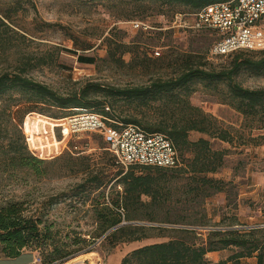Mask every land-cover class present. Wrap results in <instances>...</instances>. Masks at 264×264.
<instances>
[{
  "label": "trees",
  "instance_id": "1",
  "mask_svg": "<svg viewBox=\"0 0 264 264\" xmlns=\"http://www.w3.org/2000/svg\"><path fill=\"white\" fill-rule=\"evenodd\" d=\"M115 1L121 7V18L128 20L129 25L132 21H138L149 27L147 29L140 27L134 31L156 38L155 45L145 43L142 45V49L144 51L150 49L151 54L153 49L162 51L165 48L160 42V37L169 33L168 26L176 15L189 16L208 4L230 0ZM147 5L156 6L161 11L172 10L174 15L168 25L152 26L143 18H137V14L141 15L142 9ZM9 20L7 15H0L1 55L14 46L12 37L17 35L10 27ZM163 28L165 30H162ZM181 31L209 36L212 38L211 45L219 38L213 31ZM106 41L107 61L113 64L122 63V55L131 51L129 45L120 41ZM151 57L155 58L153 65L156 66L165 63L163 61L171 56L161 57L160 54L154 57L151 54ZM222 57H232V61L227 67L215 70L205 69L200 55H180L170 62L177 67V74L173 77L156 78L147 85L123 88L94 83L68 94H60L28 75L30 69L46 65L48 61L52 63L54 58H57V53L56 56L47 54L36 58L25 56L12 69L0 71L2 173L27 170L40 177L46 174L47 161L72 154V151L77 149L76 145L70 142L68 149L53 158L41 159L33 156L28 150L23 133L26 115L34 113L26 122L28 132L40 130L47 133L50 132V128L46 131L45 127L52 125V122L48 120L45 123H38L35 120L37 117L46 119L47 116L56 120L83 111L98 110L102 113L105 107L103 103L90 98V95L99 96L102 93L104 99L136 101L142 106L168 105L171 109L163 112L154 123L141 124L131 118H122L121 122L137 124L148 132L166 135L176 148L181 163L176 168L130 166L129 170H118L113 186L119 187L120 191L113 187L111 195L105 197L100 191L92 203L95 227L85 234L89 240L81 236L72 237L68 243L63 242L61 236L56 239L55 233H52V223L42 221L44 213L27 210L21 201L0 197V257L14 258L24 250L35 253L38 250L42 256V264H53L80 250V247H77L72 251H66L65 247L68 245L78 246L84 242L91 245L100 239L99 243L104 242L111 248L126 243L137 244V247L121 257L119 264H240L241 259L251 257L255 258V264H264V227L236 229L233 227L238 224L232 220L224 225L226 227L224 230L215 229L201 233L196 227L206 226L204 215L197 217V213L190 212L188 207L195 199L202 202L216 194L227 192L226 186L229 183L209 176L222 168L225 156L223 151L211 148L210 140L228 144L234 140L231 130L223 128L214 117L202 112L200 108L190 105L188 102V96L191 94L190 84L200 82L212 86L221 95L217 99L218 103L227 105L245 119H251L259 124L260 129H264V88H244L235 81L236 75L242 70L254 75L264 74V50H239L215 58ZM76 61L93 64L95 59L92 56L77 55ZM142 62L144 61L141 59L140 64ZM219 85H222L223 89H219ZM180 91L187 93L182 96L179 94ZM177 108L179 111H174ZM13 119L16 120L12 123ZM192 132L203 134L208 139L190 141L188 136ZM92 135L103 144L107 152L104 155L109 154L115 163L102 140L97 135ZM236 138L242 139L241 135H237ZM258 140H264V135L243 142H256L258 145ZM43 144L37 147L41 153H54L53 147H50V144L54 143L48 139L46 142L43 141ZM133 168L139 170L135 172ZM167 172H170V175H165ZM179 178H184L180 185L179 181H174ZM88 182L89 188L93 187L95 190L104 186L96 175H92ZM77 188L79 192H84L88 187L80 184ZM121 223L125 224L120 225ZM144 240L155 241L140 246L139 242ZM226 250L233 252L223 260L213 262L206 258L208 253Z\"/></svg>",
  "mask_w": 264,
  "mask_h": 264
},
{
  "label": "rangeland",
  "instance_id": "2",
  "mask_svg": "<svg viewBox=\"0 0 264 264\" xmlns=\"http://www.w3.org/2000/svg\"><path fill=\"white\" fill-rule=\"evenodd\" d=\"M120 8L115 0H0V15L9 17V25L17 33L12 37L14 46L0 54V71L12 69L25 56L36 58L47 54L56 56L57 53V58H54L52 63L48 61L46 65L36 66L28 71V75L60 94H68L94 83L123 88L147 85L156 78L173 77L177 74V67L170 62L180 55L202 56L201 63L205 64V69L218 70L227 67L232 61V57L209 56L208 50L212 41L209 36L183 33L177 27L171 28V23L168 26L169 33L160 37V42L165 48L159 51L161 57H171L163 61L165 63L154 66L155 58L151 57V50L144 51L142 45H155L156 38L134 31L128 20L121 18ZM137 15V18H143L149 25L164 27L168 25L174 13L172 10L161 11L156 6L147 5L142 9L141 15ZM189 21L188 17L186 23ZM106 40L129 45L131 51L122 55V63L113 64L107 61ZM77 55L92 56L95 62L79 63L76 61ZM141 59L144 61L142 64ZM235 81L244 88H264V74L254 75L242 70L236 75ZM219 89H223V86L219 85ZM190 90V105L214 117L223 128L231 130L234 136L231 144L210 140L211 148L223 151L225 156L222 168L209 176L229 185L226 186V193L216 194L202 202L195 199L188 204L189 211L197 213V217L204 215L206 226L196 227V230L201 233L215 229L224 230V225L232 220L238 224L233 227L236 229L264 227V140H258V145L256 142H243L264 135V129H260L259 124L245 119L227 105L218 103L217 99L221 95L212 86L196 82L190 84ZM186 93L187 91L179 92L182 96ZM95 96L90 95V98L108 106L119 121L122 118H131L141 124L154 123L163 112L171 109L165 104L142 106L136 101L104 99L103 93L94 98ZM174 111H179V108ZM95 112L99 113L98 110ZM45 118L47 120L39 117L35 120L38 123L50 121L47 116ZM23 123L26 124V119ZM49 128L50 126H46V131ZM37 132L32 135L34 139L37 138L33 144H43L44 135L40 130ZM53 132L54 136L48 137L51 142L58 140L57 131ZM25 133L28 134L26 131ZM237 135H241L242 139L236 138ZM199 138L208 139L203 134L189 133L190 141ZM71 143L76 145V151H72L70 156L65 154L47 161L46 174L43 176H35L27 170L9 173H2L0 170V197L21 201L27 210L44 213L42 221L52 223V233H55L56 239L61 236L60 239L65 243L74 236L89 240L85 234L95 227L92 203L100 191L104 197L111 195L114 188L120 191L119 187L113 186L117 171L130 169H122L115 165L109 154L104 155L107 152L103 144L92 134H84ZM55 145L50 144L54 152L58 150ZM42 154L48 157L46 155L52 153ZM55 155L56 153H53L49 157ZM43 156L41 157L45 159ZM49 157L47 159H50ZM133 169L135 172L139 170ZM92 175L98 176L104 183L102 188H89L88 181ZM165 175H170V172ZM182 179L184 178L173 180L179 181L180 185L183 183ZM80 184L88 187L87 190L79 192L77 186ZM97 241L91 245H88V242L78 246L68 245L65 247L66 251L77 247H80V250L53 264H70L75 259H86L84 264H115L120 262L125 253L137 247V244L126 243L111 248L108 244ZM154 241L144 240L139 242V245ZM232 252L233 250H226L218 256L212 254L209 260H223ZM36 253L41 260L40 251L36 250ZM252 258L241 259L240 264H255V258Z\"/></svg>",
  "mask_w": 264,
  "mask_h": 264
},
{
  "label": "built area",
  "instance_id": "3",
  "mask_svg": "<svg viewBox=\"0 0 264 264\" xmlns=\"http://www.w3.org/2000/svg\"><path fill=\"white\" fill-rule=\"evenodd\" d=\"M188 17L190 21L186 23ZM130 25L134 30L140 27L147 28V25L138 21H132ZM174 27L180 30L216 32L219 38L209 48L208 54L211 58L226 56L239 50H264V0H230L208 4L189 16L176 15L171 25V28ZM159 51L154 49L151 52L152 56H159ZM29 116H34V113L26 115L24 118L26 122L32 118ZM50 121L52 122L50 132L47 134L42 131L44 135L42 140L46 142L50 135L54 136L53 131H57L58 140L53 138L54 142H52L58 148L54 152L55 156L68 149V144L72 140L84 134H95L122 169L130 166L176 168L181 164L176 148L166 135L148 132L137 124L121 122L112 115L108 106L104 107L102 113L83 111ZM24 128L26 129V124L23 123V133L29 152L43 159L41 157L43 154L37 148L41 144L39 142L33 144L37 138L34 139L32 135H36L38 130L28 132ZM25 131L29 134V139ZM85 262L86 260H81V264ZM40 263L38 257L33 260V264Z\"/></svg>",
  "mask_w": 264,
  "mask_h": 264
},
{
  "label": "crops",
  "instance_id": "4",
  "mask_svg": "<svg viewBox=\"0 0 264 264\" xmlns=\"http://www.w3.org/2000/svg\"><path fill=\"white\" fill-rule=\"evenodd\" d=\"M212 254H217L220 255L221 252H212V253H208L206 255V258L209 259V256L212 255ZM87 256V255H85ZM37 257V254L33 251H29V250H24L23 252L20 253V255H18L17 257H14V258H2L0 257V264H33V260ZM254 259V258H252ZM81 260H86V259H81ZM213 260V259H211ZM219 259L217 258V261ZM255 260V259H254ZM74 262H78L75 260H72L70 262V264L74 263ZM213 262H216V261H213ZM115 264H119L118 262L115 263Z\"/></svg>",
  "mask_w": 264,
  "mask_h": 264
},
{
  "label": "water",
  "instance_id": "5",
  "mask_svg": "<svg viewBox=\"0 0 264 264\" xmlns=\"http://www.w3.org/2000/svg\"><path fill=\"white\" fill-rule=\"evenodd\" d=\"M123 224H125V223H121L120 225H123ZM120 225H118V226H120ZM116 228V227H115Z\"/></svg>",
  "mask_w": 264,
  "mask_h": 264
},
{
  "label": "bare ground",
  "instance_id": "6",
  "mask_svg": "<svg viewBox=\"0 0 264 264\" xmlns=\"http://www.w3.org/2000/svg\"><path fill=\"white\" fill-rule=\"evenodd\" d=\"M79 264H81V261H78Z\"/></svg>",
  "mask_w": 264,
  "mask_h": 264
}]
</instances>
